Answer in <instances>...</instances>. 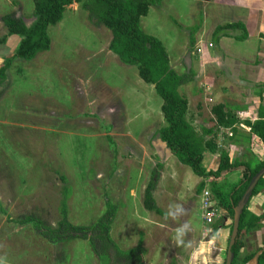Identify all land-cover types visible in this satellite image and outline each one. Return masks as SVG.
<instances>
[{
    "label": "rangeland",
    "instance_id": "374dc122",
    "mask_svg": "<svg viewBox=\"0 0 264 264\" xmlns=\"http://www.w3.org/2000/svg\"><path fill=\"white\" fill-rule=\"evenodd\" d=\"M249 1L162 0L141 18L143 29L164 43L176 71L196 72L195 79L179 89L191 102V121L196 114L212 120L210 111L217 105L221 84L214 27L248 15ZM33 8V0H0V65L20 41V36L8 33L2 16L16 12L30 25ZM48 34L50 50L31 60L16 58L7 78L0 80V264H101L88 240L55 246L32 224L20 222L35 214L56 226L66 195L74 224H91L110 199L118 207L111 235L120 248L135 247L142 239L144 264H171L179 252L185 257L180 263L186 264L190 254H201L199 244L208 241L219 219L206 222L197 197L201 192L184 167L175 170L182 182L174 196L167 198L161 188L157 199L171 210L176 206L188 213L195 233L184 228L180 212L164 216L143 206L144 190L158 161L167 160L169 176L177 160L158 133L165 124L162 98L141 79L136 66L124 64L110 49L111 30L94 25L81 3L69 5L62 20L48 27ZM193 124L199 129L201 123ZM216 139L220 150L228 149L223 136ZM234 182L221 179L218 185L228 194ZM263 203L264 192L251 199L248 209L262 205L263 210ZM187 205L190 209L185 211ZM155 220L182 229L171 235L156 232ZM156 239L162 245L155 247L154 255ZM240 242L238 262L264 246V217L241 234ZM62 252L64 261L55 256ZM111 264L126 263L114 258Z\"/></svg>",
    "mask_w": 264,
    "mask_h": 264
},
{
    "label": "trees",
    "instance_id": "16d2710c",
    "mask_svg": "<svg viewBox=\"0 0 264 264\" xmlns=\"http://www.w3.org/2000/svg\"><path fill=\"white\" fill-rule=\"evenodd\" d=\"M161 2L162 0H33L35 19L30 25L26 23L23 16H18L16 12L6 13L1 19L8 33L20 36V41L15 52L6 57L0 65V80L4 81L7 78L8 70L16 58L31 60L38 53L50 50L51 38L48 34V27L62 20L69 5L81 3L94 25H103L111 30L110 49L124 64L136 66L141 79L152 84L156 93L162 98L161 110L165 125L159 129L160 139L180 163L190 166L196 175L203 178L197 187L198 192H202L209 186L213 197L218 200V205H227L232 220L231 234L234 206L242 197L252 177L264 167V160L253 166L251 161H232L228 152L219 151V145L216 142L217 126L221 124L230 126L236 121L231 113L225 112L223 105L217 104L213 107L217 123L209 129L203 128L202 133L198 132L187 119L188 100L180 93L179 88L193 81L196 72L193 68L182 73L176 71L171 65L169 53L162 40L147 33L141 25V18L149 13L150 7L158 6ZM223 36L246 39L248 31L243 22L234 21L216 26L212 33V40L218 43ZM191 42L195 43L193 36ZM245 125L249 126L251 132L264 143V120L258 119L254 122L247 120ZM207 135L210 137L207 138ZM206 150L219 151L220 159L217 168L208 169L204 166L203 159ZM162 168V163L158 162L157 168L152 170V179L144 191L143 204L150 211H159L153 190ZM236 169H241L243 176L239 184L233 187L231 200L227 203L216 180L223 174ZM261 192H264V176L259 180L252 197ZM67 199L66 195L62 200L61 218L56 226H52L47 219L35 214L23 216L20 222L32 224L46 240L55 246H63L74 239L88 240L101 264H111L114 258L126 264H144L146 249L142 239L135 247L122 249L111 235L118 209L116 204L108 199L102 214L91 224H74L69 219ZM263 217L264 203L263 212L260 215L249 210L248 205L245 207L241 216L239 235L233 246L236 255L233 264H247L256 253L245 256L241 262L237 261L242 246L241 234L255 228ZM217 225L214 231L218 230L220 223L218 222ZM63 255L62 252L55 256L64 261L67 256L63 257ZM225 261L226 257L222 264H225ZM260 264H264V251L260 257Z\"/></svg>",
    "mask_w": 264,
    "mask_h": 264
},
{
    "label": "crops",
    "instance_id": "0c3cea01",
    "mask_svg": "<svg viewBox=\"0 0 264 264\" xmlns=\"http://www.w3.org/2000/svg\"><path fill=\"white\" fill-rule=\"evenodd\" d=\"M249 3L250 6L247 8V11H249L248 15L243 14L234 20L241 21L245 24L248 31V37L246 39H238L233 36H223L219 39L218 43H215L217 47V55L220 59V63L218 65L219 68L217 70L219 78H217V80L221 84L220 86L217 85V87H219V90L217 92L216 101L217 104H221L224 106L225 112L231 113L232 116L236 119L235 124L233 125H218L216 136H223V139L225 140L224 142L228 146V149H226L225 151L228 152L230 157H232V161H251L252 165L254 166L260 161L264 160V143L262 140L259 139L256 134L251 132L250 127L245 125V121L249 120L251 122H254L258 119L264 120V0H250ZM234 21H225L223 23H220L219 25ZM215 28L216 26L214 27V29ZM208 80L210 79L208 78ZM210 84H213V81H210ZM207 89H211V87L208 86ZM188 104L191 105V102L189 101ZM210 113L211 117L213 118L212 120L210 117L199 118V115L196 114L194 120L195 122L201 123L199 125V129H201L200 131L194 126V120L191 121L192 118L190 117L191 114L189 112V106L187 112V119L191 122V124L196 128L198 132L202 133L203 128L209 129L217 123L215 113L213 111H210ZM228 132L231 133L230 136L225 135V133ZM208 137L210 136L207 135V138ZM162 143L167 148L166 144L163 141ZM167 150L170 152V155L175 156L170 151V149L167 148ZM219 151H221L220 145ZM219 151H205L203 164L206 168H217L220 157L215 159L214 156L219 155ZM173 161V165L175 166L174 171L169 176L166 175L168 167L167 160L158 161L162 163L163 168L160 171L162 176L159 177L156 187L153 190V196L159 208V211L157 213L164 216L168 215L169 213H174L178 216L180 215V212V217H182V219H184L185 221L184 228L187 226L185 229H189L190 231H193L195 233L193 225L188 219V213L186 214L185 212L184 214L182 212V209L180 208L181 210H178L176 206H174V208H172L173 210H171L167 208V206L165 207V205H160L157 199V195H159V191L161 188V191H163L164 195H166L167 198L171 199L176 193L173 190H176V187L181 185V176H175V170L179 172L183 170L182 167H184V171L187 173L188 179L192 181V183L196 182L197 187L203 179L202 177L196 175L190 166L189 167L192 172L190 171V169L185 167V164L180 163L178 159ZM242 176L243 171L241 169H236L223 174L219 179L216 180V182L218 184V181L221 179H229L230 183L235 181L230 186L233 189L235 185L239 184L242 179ZM232 189L229 191L228 194L223 193L220 189L222 195L227 200V203L229 200H231L230 196ZM202 192L198 194V196L196 195L200 199V195L202 194ZM259 194H263V192ZM211 196L214 203L219 209V214L216 218L219 219L220 226L218 227V230L214 231L215 225H213V230L208 235V241H206L205 244H199V248L197 251H200L201 254H198V252L190 254V258L189 260L187 259L186 264H221L225 260L228 249V240L230 237L229 223L232 220L229 216V209L227 205H218V200L217 198L213 197L212 192ZM175 197L177 198V195ZM187 199H189L190 201L193 200L192 195L188 196ZM165 200L167 199L165 198ZM185 208L186 211L187 209H190V206L187 205L185 206ZM145 210L148 209H146L145 207ZM261 210L262 205L259 207L256 206L254 211L252 212L260 215L263 212V210L262 212H260ZM149 211L150 210H148V212ZM153 222L152 223L154 225V230H156V232L166 231V234L168 235H171L173 231H180L182 229L181 227L170 225L168 222L161 220H155ZM193 232H191L190 235H193ZM171 242L173 243V241ZM159 245L161 246L162 242L159 244L158 239H156L154 241L153 247L155 248ZM189 246L190 245L186 246L185 249H187ZM156 250L157 248H155L153 251L154 255H156ZM158 254H161L160 258H162L161 256L163 253L160 252ZM175 257L178 260L172 259L171 264H173L174 262H176V264H181L180 260H185L183 252L176 253ZM166 258L169 259V256H167Z\"/></svg>",
    "mask_w": 264,
    "mask_h": 264
},
{
    "label": "water",
    "instance_id": "95a60500",
    "mask_svg": "<svg viewBox=\"0 0 264 264\" xmlns=\"http://www.w3.org/2000/svg\"><path fill=\"white\" fill-rule=\"evenodd\" d=\"M264 176V167L260 169L250 180L245 192L234 206V216H233V227L229 238V244L227 249L226 261L225 264H233L235 260V252L233 251V246L236 242V239L239 235L240 221L241 216L244 212L245 207L249 204L254 189L256 188L259 180ZM263 253V249L258 250L254 256L247 262V264H260V256Z\"/></svg>",
    "mask_w": 264,
    "mask_h": 264
},
{
    "label": "built area",
    "instance_id": "2783aa9c",
    "mask_svg": "<svg viewBox=\"0 0 264 264\" xmlns=\"http://www.w3.org/2000/svg\"><path fill=\"white\" fill-rule=\"evenodd\" d=\"M200 197L202 216L208 224H212L215 218L218 217L219 209L212 199L210 190L204 189Z\"/></svg>",
    "mask_w": 264,
    "mask_h": 264
},
{
    "label": "flooded vegetation",
    "instance_id": "af4514ba",
    "mask_svg": "<svg viewBox=\"0 0 264 264\" xmlns=\"http://www.w3.org/2000/svg\"><path fill=\"white\" fill-rule=\"evenodd\" d=\"M261 249H263V251H264V246L261 247V248H259L258 250H261ZM258 250H257V251H258ZM257 251H256V252H257ZM226 255H227V254H226ZM261 255H262V254H261ZM260 257H261V256H260ZM214 264H215V263H214ZM221 264H222V263H221Z\"/></svg>",
    "mask_w": 264,
    "mask_h": 264
}]
</instances>
